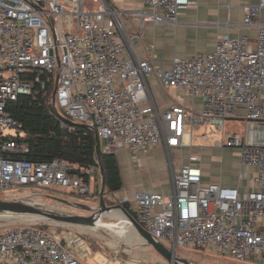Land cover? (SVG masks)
<instances>
[{
  "label": "built area",
  "instance_id": "built-area-1",
  "mask_svg": "<svg viewBox=\"0 0 264 264\" xmlns=\"http://www.w3.org/2000/svg\"><path fill=\"white\" fill-rule=\"evenodd\" d=\"M89 1L93 6L0 0V194L60 189L70 191V202L92 200L99 207L97 164L27 157L24 131L8 106L20 95H44L61 128L87 125L103 152L164 148L169 192L103 190L108 206H125L168 248L264 264V0L242 6L238 26L254 29V38L223 34L209 52L173 57L169 69L152 56L138 58L133 36L145 22L177 24L180 11L197 0H142L135 34L126 31L111 0ZM225 120L243 122L241 134L224 132L213 144L237 151L238 186L204 183L203 146L194 143L193 131L203 126L220 134ZM184 149L185 160L172 154ZM67 226L78 225H0V264H88L90 246Z\"/></svg>",
  "mask_w": 264,
  "mask_h": 264
},
{
  "label": "rangeland",
  "instance_id": "rangeland-1",
  "mask_svg": "<svg viewBox=\"0 0 264 264\" xmlns=\"http://www.w3.org/2000/svg\"><path fill=\"white\" fill-rule=\"evenodd\" d=\"M85 3L88 6H93V3L89 0H86ZM176 51L180 52L181 49L178 46L170 49V52L172 53H175ZM161 54L165 55L164 52ZM242 129V121L225 120L224 130L220 134H217V131L212 127H208L205 130V128L201 126L198 130L193 131V134L198 137L194 143L203 146L201 151L210 150V152L214 154L213 160L215 161L214 163H216L215 166L217 168H210L211 176H216L218 178L221 177L224 182L228 181L226 184H231L234 181L236 182V180L238 181L237 173L233 170V161L237 155L235 153L231 154L233 149L216 147L213 144L215 140L222 139V133L238 132L241 134ZM204 132L208 134L209 139L201 141L199 138ZM152 149L153 148L146 149V151H151ZM116 154L120 157L118 152ZM138 157H140L138 164L140 167H144V169L141 172L140 179H135L142 181L144 186H153V182H157L161 187L166 188L168 185V182L166 181L167 173L161 168V165L156 163L158 157L150 153L143 154L142 152ZM98 182L99 176L96 174V188L99 186ZM67 193H70V191H67ZM67 193H61L60 189H54L51 192L40 189L33 190L32 192H29V190H16L6 194H0V199L29 201L33 205H38L37 207H40L47 212L58 215H66L69 213L79 215L85 213L86 211L79 207H73L69 204V200L72 199V197ZM77 200L79 203L85 202L84 204L91 208L97 206L96 201ZM35 215L38 214H1L0 225L27 223L45 224L46 222L55 220L43 215H41L43 216L42 218L36 219ZM105 216H101L100 225L97 227H94L93 225L66 227V230L70 229L81 234L90 246L88 251L92 254V257L87 258L86 261L88 264H106L107 258L111 259L107 264H171L170 261L161 257L143 240L129 221L114 217L113 215ZM176 256L186 259L189 264H251L230 257L207 253L201 249H176ZM178 264L183 263L178 261Z\"/></svg>",
  "mask_w": 264,
  "mask_h": 264
},
{
  "label": "crops",
  "instance_id": "crops-1",
  "mask_svg": "<svg viewBox=\"0 0 264 264\" xmlns=\"http://www.w3.org/2000/svg\"><path fill=\"white\" fill-rule=\"evenodd\" d=\"M256 0H197V5L182 9L178 15L177 24H155L154 22H145L143 30L138 35L133 36V49L138 58L152 56V61L165 69L171 67L173 57H190L195 53L209 52L214 48L216 40L223 34L232 37H238L244 34L254 38L256 32L254 29L240 27L239 22L242 19V6ZM115 9L119 12L123 20L126 31L129 34H135L140 23L138 11L144 8L142 0H111ZM259 17L264 22V9L260 11ZM178 46L181 51L172 53L170 49ZM164 52L165 55L161 53ZM164 56V57H163ZM158 90V89H157ZM198 103V100H196ZM153 150V151H152ZM151 151L140 150L131 153L127 149L118 151L120 157L115 153L120 173L123 180V187L129 191L146 190L168 193L170 190V181L166 176L168 185L161 187L157 182L153 186H144L140 181L141 172L144 167L138 164L139 154H152L158 157L157 164L167 173L165 150L161 146L154 147ZM234 151V152H233ZM231 154H236L233 150ZM172 154L178 160H185L187 149L183 152L172 150ZM182 154V156H180ZM214 154L210 150L200 152V164L203 170L202 181L204 183L217 182L222 185L238 186L239 181L226 184L222 178L211 176L210 168H217L213 160ZM237 158L233 161V170L238 173L239 166ZM166 167V168H165ZM243 169L251 170L249 167ZM135 178H139L138 180ZM241 186V190H244Z\"/></svg>",
  "mask_w": 264,
  "mask_h": 264
},
{
  "label": "trees",
  "instance_id": "trees-1",
  "mask_svg": "<svg viewBox=\"0 0 264 264\" xmlns=\"http://www.w3.org/2000/svg\"><path fill=\"white\" fill-rule=\"evenodd\" d=\"M46 100L44 95H20L8 106L24 131L23 140L30 148L27 157L41 161L60 158L81 167H88L96 164V146L103 190L121 189L123 180L116 155L103 152L95 132L83 124L73 123L71 129L61 128L50 113L51 106Z\"/></svg>",
  "mask_w": 264,
  "mask_h": 264
},
{
  "label": "water",
  "instance_id": "water-1",
  "mask_svg": "<svg viewBox=\"0 0 264 264\" xmlns=\"http://www.w3.org/2000/svg\"><path fill=\"white\" fill-rule=\"evenodd\" d=\"M84 127L87 125L83 124ZM95 159L96 164L99 166L98 163V155H97V148L95 146ZM100 168V167H99ZM101 173V189H100V200H99V207L98 208H91L86 204L81 203H73L70 202L69 204L73 207H79L84 211L91 212L88 215H78V214H66V215H58L55 213L47 212L42 208H39L27 201L21 200H6L0 199V215L5 213H12V214H38L49 217L51 219H55L57 221H62L69 224L75 225H94L95 221L98 219L97 216H101L103 213L109 212L111 210L119 209L123 212L126 216L127 220L133 226L135 231L143 238V240L149 244L161 257L170 261L172 264H178V261L182 262L183 264H189V262L181 257L176 256V249L175 247L168 248L156 238H154L149 232H147L136 220L135 218L120 204H115L112 206H108L103 199V178H102V171L100 168Z\"/></svg>",
  "mask_w": 264,
  "mask_h": 264
},
{
  "label": "bare ground",
  "instance_id": "bare-ground-1",
  "mask_svg": "<svg viewBox=\"0 0 264 264\" xmlns=\"http://www.w3.org/2000/svg\"><path fill=\"white\" fill-rule=\"evenodd\" d=\"M29 202V201H27ZM31 203V202H30ZM36 206V205H35ZM38 206V205H37ZM40 208V207H39ZM105 215H113L114 217H117V218H121V219H126V216L123 214V212L119 209H115V210H112L110 212H106V213H103L101 216H105ZM101 216L95 221L94 223V227H97L98 225H100V218ZM43 216L41 215H35V218L38 219V218H42ZM128 221V220H127ZM172 264V263H171Z\"/></svg>",
  "mask_w": 264,
  "mask_h": 264
}]
</instances>
